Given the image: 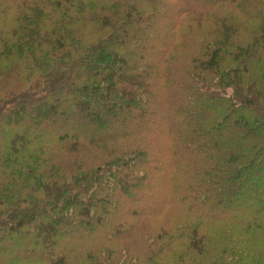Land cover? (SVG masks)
<instances>
[{
    "label": "trees",
    "instance_id": "trees-1",
    "mask_svg": "<svg viewBox=\"0 0 264 264\" xmlns=\"http://www.w3.org/2000/svg\"><path fill=\"white\" fill-rule=\"evenodd\" d=\"M0 264H264V0H0Z\"/></svg>",
    "mask_w": 264,
    "mask_h": 264
},
{
    "label": "rangeland",
    "instance_id": "rangeland-1",
    "mask_svg": "<svg viewBox=\"0 0 264 264\" xmlns=\"http://www.w3.org/2000/svg\"><path fill=\"white\" fill-rule=\"evenodd\" d=\"M63 108L73 111V109L76 108V104H74V103H68ZM120 114H123V117H129L128 115H126L124 113H120ZM88 116H91V114H88ZM81 117H83V115H81ZM120 117L122 118V115H120ZM130 119H132V115L130 116ZM106 120L107 119H105V118H103L101 116L97 119V121H98L97 125L98 126L97 127H94L96 129L98 128L96 131L90 129L89 127L86 128V129H84V130H82V127L80 126V124H70L68 130L70 132L76 133L77 135H80L83 132L82 134L85 135L86 137H89L90 135H92V133H95L96 136H99V137L102 136V135H108V134L109 135H112V132H110L109 130L102 131V129H100L103 126H106ZM9 128H12V127H9ZM16 129L18 130L17 133H20V131L21 132L25 131L23 128H19V127H17ZM100 131H101V133H100ZM55 139H57V138H55ZM255 206H258L257 203H255ZM31 232H32V234H35V229H33ZM38 247H40V246H37V244H34V248H36L37 253H42L41 249H39Z\"/></svg>",
    "mask_w": 264,
    "mask_h": 264
}]
</instances>
